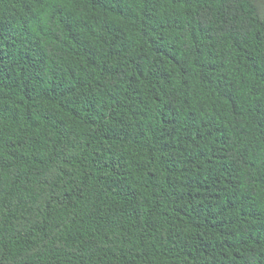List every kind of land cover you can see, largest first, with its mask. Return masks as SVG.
Here are the masks:
<instances>
[{
	"label": "trees",
	"instance_id": "16d2710c",
	"mask_svg": "<svg viewBox=\"0 0 264 264\" xmlns=\"http://www.w3.org/2000/svg\"><path fill=\"white\" fill-rule=\"evenodd\" d=\"M0 264H264V0H0Z\"/></svg>",
	"mask_w": 264,
	"mask_h": 264
}]
</instances>
